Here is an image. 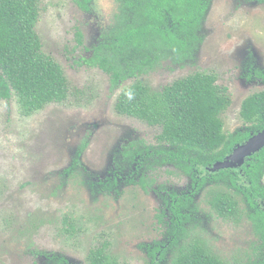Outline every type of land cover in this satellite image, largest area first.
<instances>
[{"label": "rangeland", "instance_id": "obj_1", "mask_svg": "<svg viewBox=\"0 0 264 264\" xmlns=\"http://www.w3.org/2000/svg\"><path fill=\"white\" fill-rule=\"evenodd\" d=\"M73 2L42 0L36 28L44 52L64 70L67 99L48 104L30 116L23 114L16 96L10 101L0 100V264H42L36 250L69 253L88 262V251L104 239L110 242V255L120 263H146L133 243L154 233L150 227L155 220L150 211L153 193L147 194L137 186L127 188L123 198L112 192L94 196L86 182L91 171L101 176L109 168L120 143L128 140L129 144L135 134L152 144L160 127L118 112V96L135 78L115 86L108 72L83 62L98 40L96 27L112 23L118 12L117 2L93 0L94 10L78 22L81 12ZM77 28L86 35V48L78 41ZM200 34L202 44L195 54V64L178 68L171 54L142 79L161 91L174 79L196 71L216 74L218 84L228 87L232 99L222 119L225 132H233L244 124L240 116L242 101L262 85L244 79L241 62L252 49L264 65V4L214 0ZM88 133L91 139L83 155L88 168H79L67 180L62 173L69 165L70 154ZM135 143L139 145L137 140ZM160 169L156 184L173 188L190 185L188 176L174 166ZM132 177L137 181L138 175ZM207 190L198 195L202 212L189 228L190 239L202 237L217 255L229 257L231 264H244L248 256L253 263L252 243L257 238L252 222L245 216L238 222L219 216L209 203ZM244 207L239 200V208ZM65 217L73 228L64 223Z\"/></svg>", "mask_w": 264, "mask_h": 264}, {"label": "trees", "instance_id": "obj_2", "mask_svg": "<svg viewBox=\"0 0 264 264\" xmlns=\"http://www.w3.org/2000/svg\"><path fill=\"white\" fill-rule=\"evenodd\" d=\"M41 1L0 0V100L16 96L24 115L51 102H62L69 95L62 66L44 52L36 30ZM73 1L82 8L91 2ZM115 1L118 12L111 27L95 46L92 57L85 61L108 72L115 86L129 77L135 78L132 85L121 90L116 108L119 113L159 126L160 130L152 144L144 139L138 141L139 145L125 144L123 159L115 163L112 178L116 181L119 171L127 166L130 169V163L137 162L138 169L155 170L139 181L130 180L146 189L156 183L157 169L174 166L188 176L197 192L207 187L209 203L219 216L235 222L245 216L252 222L257 238L252 243L254 264H264V148L238 169H208L225 160L235 145L264 129V90L242 101L240 116L244 124L226 133L222 114L232 99L228 89L217 83L216 74L196 71L161 91L152 89L142 76L155 71L161 59L172 54L175 61L195 64V50L203 37L198 35L212 0ZM132 169L128 176L134 175ZM71 172L72 168L65 174ZM107 188L113 189V184ZM239 200L244 209L239 208ZM179 210L171 206L172 218ZM63 221L73 228L69 218ZM187 231L185 227L174 229V244H178V235H186ZM109 246L110 242L104 239L92 249L88 264H122L110 255ZM183 246H188V250H181L173 264H231L213 252L202 237L186 239Z\"/></svg>", "mask_w": 264, "mask_h": 264}, {"label": "flooded vegetation", "instance_id": "obj_3", "mask_svg": "<svg viewBox=\"0 0 264 264\" xmlns=\"http://www.w3.org/2000/svg\"><path fill=\"white\" fill-rule=\"evenodd\" d=\"M213 1L214 0H212L211 5L213 4ZM243 1H247V2L258 1L262 4H264V2H261L259 0H243ZM73 3H75V2H73ZM75 4L78 6V9L81 12V14L78 13L79 16H78L77 22L79 21L81 16H83L89 12H92L94 10L93 9V5H94L93 0H91V2L88 3L87 7H84V8L79 6L77 3H75ZM38 22H39V20H38ZM110 27H111V23L108 26L99 25L96 27V34H97L98 40L90 47V48H92L90 57H92V55L94 54L93 52H94L95 46H97L99 43H101V41L104 38V35L107 33V31L110 29ZM36 28H37V25H36ZM76 34H77V38H78L79 43L83 45L82 46L83 48H86V44H85V39H86L85 36L86 35H84L83 32H81L80 28H77ZM198 36H201V35H198ZM201 44H202V42L200 41L198 44V48L195 50L196 53L199 52ZM90 57L83 59V62L88 64L85 60L89 59ZM184 64L188 65L190 63H184V62L178 61L177 67L183 68V66H185ZM94 67H99V66L95 65ZM157 68H159V66ZM151 72H149V73H151ZM241 74L244 77V79L247 80L248 82H255L258 84H262L259 87L261 89H259L256 92L264 90V65H262L258 62V60L256 59L255 55L252 52V49L247 51V53L245 54V56L241 62ZM110 79H111V77H110ZM131 79H132V77H129L125 81L131 80ZM177 79H179V78H177ZM175 80L176 79H174L173 81H175ZM134 81H135V79H134ZM134 81H133V83H134ZM173 81L170 84H172ZM217 83H218V77H217ZM165 86H167V85H165ZM224 87H226V86H224ZM226 88L228 89V87H226ZM256 92H254V93H256ZM10 100H12V98ZM10 100H6V101H10ZM52 103H61V102H51L49 104H52ZM47 105H45V106H47ZM42 109H40V110H42ZM40 110H36V111H34V113L37 111H40ZM30 115H33V113ZM30 115H25V116H30ZM148 125H150V124H148ZM150 126H152V125H150ZM155 127H157V126H155ZM93 128L95 129V127H93ZM252 134H256V133H252ZM90 136H91V133L90 134L88 133L87 135H85L82 138L81 142L78 144L79 146L77 145V149L72 151V153L70 154L71 156H70V160H69V165L67 168H65L64 173H62L63 175H65L68 178L67 180H70L73 175L77 174V170L79 168H83V169H86V167L88 168V164H86L83 161V155L85 154L84 149L87 147V145L91 139ZM134 136L135 137H132L131 141L129 142L130 145L133 144V142H135L136 140H137V142L140 141L141 139H144L146 141V139L144 137H138L135 134H134ZM127 141L128 140H126L124 143L126 144ZM125 144H123V143L119 144L120 148L118 149V151L116 153H114V155L111 156V163L109 164L110 165L109 168L107 170H104L103 173H101V176H99L100 174L90 170L92 172V173L91 172L89 173V175L91 177L87 178L88 180L86 183L90 187L91 193L94 196H96L97 194L108 195L109 193L111 194V192H112V193H116L117 196H119L120 198H123V196L127 195L126 194L128 191L127 188H129V187L134 188L137 186L138 187L140 186L144 190V192L147 194L153 193L154 199H152L153 203H151L150 211H151V215L155 218V220L151 222L150 227L154 229V233L147 236L144 241H141V242L136 241L133 244L137 245V249L138 250L140 249L139 252H141V254H143V256L146 258L145 264H147L148 262L150 264H173L174 258H176V256H178L179 254L181 255V250H188V246L187 247L183 246V242H185L186 239H190L189 228H192V226H191L192 222L193 221L198 222V220H197L198 216H201L202 211L200 209L199 198H198V195L201 192V188H200V191L197 192L196 186L192 185L191 184L192 182H190V185L186 188H178V187L173 188V186L168 187L164 183H162V184H156L155 183V184L149 185V187L144 189L138 183L132 182V181L130 182V180L135 181V178H133L132 175H129V176L127 175L130 173L131 168H133L132 170L134 172V175H138L137 180L139 181L143 175L146 176L149 174V172H152L151 171L152 169H149V168H147L146 171H144V167L143 168L140 167L138 169V163L137 162L130 163V169L127 166L122 171H119V176L117 177V180L114 181V178H112L111 172L113 171V169L116 168L115 163L120 162L121 159H123V154L121 152L124 151L123 148H124ZM129 144H126V145H129ZM71 168H72L71 174L70 175L65 174L66 171L68 169H71ZM238 168H234V169H238ZM141 169H143L142 172L140 171ZM157 170H161V169H157ZM173 170L176 171L175 169H172V171ZM167 171H169V170L167 169ZM128 177H130V178L128 179ZM89 178H90V180H89ZM110 178H112L111 183L113 184V189L107 188V185L108 186L111 185V183H109ZM61 184H62V182H61ZM62 186H65V185H62ZM187 194L189 195V198L186 196ZM171 196H174L175 199L173 200L171 198ZM171 199L173 200L172 204L169 203V201ZM184 202H186V203L182 207L181 205ZM171 206L172 207L177 206V208L180 209L178 211V213H176L174 218H172L173 215H172V211H171ZM189 216H190V219L187 220V218H189ZM207 223H209V222H207ZM145 226H147V225H145ZM181 227L182 228L185 227L188 231H187L186 235H185V233L179 234L178 235V238H179L178 244H174L173 240L175 239V236H174L172 231L174 229H178V231H179V229ZM196 229H199V226ZM159 233H160V236H158ZM191 240H193V238L190 239V241ZM91 250L88 251V253L86 254V257L88 256V254L90 253ZM36 251H38V252H36L35 254L37 255L38 258H40L42 264H88V262L86 260L78 259V257H76L72 254H69V253H60L58 251L53 252V251H49V250H36ZM213 252H215V251H213ZM154 254H156V257ZM63 259L65 260V263L63 262ZM87 260H88V258H87ZM228 260H229V257H228ZM252 261H253V263L250 262V256H248L244 264H254V259Z\"/></svg>", "mask_w": 264, "mask_h": 264}, {"label": "water", "instance_id": "obj_4", "mask_svg": "<svg viewBox=\"0 0 264 264\" xmlns=\"http://www.w3.org/2000/svg\"><path fill=\"white\" fill-rule=\"evenodd\" d=\"M264 148V129L252 136L243 143L234 146L232 152L225 157V160L216 162L208 167L210 171H217L224 168L242 167L247 158L261 151Z\"/></svg>", "mask_w": 264, "mask_h": 264}]
</instances>
